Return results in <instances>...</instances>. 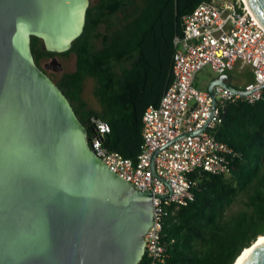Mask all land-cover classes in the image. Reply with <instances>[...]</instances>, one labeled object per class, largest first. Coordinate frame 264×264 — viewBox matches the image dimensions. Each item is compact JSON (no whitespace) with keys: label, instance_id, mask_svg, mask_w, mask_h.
Here are the masks:
<instances>
[{"label":"water","instance_id":"1","mask_svg":"<svg viewBox=\"0 0 264 264\" xmlns=\"http://www.w3.org/2000/svg\"><path fill=\"white\" fill-rule=\"evenodd\" d=\"M246 4L264 28V0ZM91 5L0 0V264H140L145 256L152 194L96 155L70 101L32 53L33 36L45 51H69ZM45 69L64 67L53 58ZM231 80L220 75L209 93L217 85L243 95L258 90H238ZM239 264H264V244Z\"/></svg>","mask_w":264,"mask_h":264},{"label":"trees","instance_id":"2","mask_svg":"<svg viewBox=\"0 0 264 264\" xmlns=\"http://www.w3.org/2000/svg\"><path fill=\"white\" fill-rule=\"evenodd\" d=\"M209 1L99 0L69 51H45L33 36L32 53L39 67L48 58L76 55L73 72L49 77L70 101L88 139L95 132L94 119L102 120L111 127L104 146L136 160L143 150V116L159 106L174 79V40L183 35V19ZM89 78L96 82L99 109L83 98ZM216 137L235 152L231 173H194L195 200L166 218L169 258L158 264H236L264 236V98L230 103ZM240 196L244 208L229 213ZM140 264L151 263L144 256Z\"/></svg>","mask_w":264,"mask_h":264},{"label":"built area","instance_id":"3","mask_svg":"<svg viewBox=\"0 0 264 264\" xmlns=\"http://www.w3.org/2000/svg\"><path fill=\"white\" fill-rule=\"evenodd\" d=\"M174 45V79L159 106L149 107L143 116V150L138 158H126L104 146L111 127L102 120L94 119L95 132L89 139L113 172L153 196L154 223L145 236V256L151 264L169 258L164 224L168 216L195 200L194 173H231L235 152L216 137L227 106L264 98V28L244 0L201 3L184 17L183 35L175 38ZM238 62L253 70L255 83L241 90L258 89L252 94H235L217 85L212 95L195 86L203 68L210 66L220 76L233 71Z\"/></svg>","mask_w":264,"mask_h":264},{"label":"rangeland","instance_id":"4","mask_svg":"<svg viewBox=\"0 0 264 264\" xmlns=\"http://www.w3.org/2000/svg\"><path fill=\"white\" fill-rule=\"evenodd\" d=\"M216 2H232L233 0H215ZM63 65V72H54L52 71L51 76L56 80L59 79L62 74L73 72L76 69V55L71 54L69 56H56ZM52 61V58H48L42 61V65ZM231 75V84L238 90H244L249 85L255 83L254 73L251 67L243 66L241 62H238L235 66V69L229 73ZM219 77L210 66L203 68L201 72L196 77L195 86L200 90H207L210 83ZM96 87V82L94 79L89 78L85 83L83 98L88 102L89 106L93 109H99V103L94 96V90ZM245 197H238L235 202L230 206L228 212L236 213L242 208H244Z\"/></svg>","mask_w":264,"mask_h":264},{"label":"bare ground","instance_id":"5","mask_svg":"<svg viewBox=\"0 0 264 264\" xmlns=\"http://www.w3.org/2000/svg\"><path fill=\"white\" fill-rule=\"evenodd\" d=\"M246 2V0H244ZM264 244V236H261L258 241L249 249H246L244 253L239 257L237 264H239L252 250L257 246Z\"/></svg>","mask_w":264,"mask_h":264},{"label":"flooded vegetation","instance_id":"6","mask_svg":"<svg viewBox=\"0 0 264 264\" xmlns=\"http://www.w3.org/2000/svg\"><path fill=\"white\" fill-rule=\"evenodd\" d=\"M92 1V5L91 6H95V5H97L98 3H99V0H91ZM53 58H55V57H53ZM52 58V59H53ZM41 68L48 74V75H51V73H52V70H46L45 69V65H42L41 64Z\"/></svg>","mask_w":264,"mask_h":264},{"label":"crops","instance_id":"7","mask_svg":"<svg viewBox=\"0 0 264 264\" xmlns=\"http://www.w3.org/2000/svg\"><path fill=\"white\" fill-rule=\"evenodd\" d=\"M229 74V73H228ZM230 75V74H229ZM230 77H231V75H230Z\"/></svg>","mask_w":264,"mask_h":264}]
</instances>
